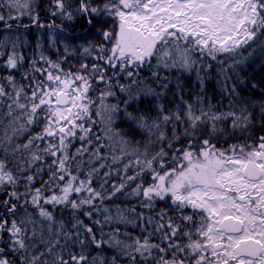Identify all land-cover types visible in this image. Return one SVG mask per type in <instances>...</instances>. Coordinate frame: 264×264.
<instances>
[{
    "label": "snow or ice",
    "instance_id": "obj_1",
    "mask_svg": "<svg viewBox=\"0 0 264 264\" xmlns=\"http://www.w3.org/2000/svg\"><path fill=\"white\" fill-rule=\"evenodd\" d=\"M37 7L0 0L63 33L0 41V264H264V0Z\"/></svg>",
    "mask_w": 264,
    "mask_h": 264
},
{
    "label": "trees",
    "instance_id": "obj_2",
    "mask_svg": "<svg viewBox=\"0 0 264 264\" xmlns=\"http://www.w3.org/2000/svg\"><path fill=\"white\" fill-rule=\"evenodd\" d=\"M39 2H40V5L38 4L37 11L39 13H41L42 15H44L45 12L48 10L49 2H48V0H40ZM44 4L47 5V9L42 11L40 9L41 8L40 6H42ZM45 15H48V14H45ZM53 19H55L56 23H60L61 22L60 19H58V18H52L51 20H53ZM24 21H26V23L29 22L28 20H25V19H24ZM65 24H66V28L69 29V30H74L75 34H80L81 36H83V35H85L87 33L88 35H91V33L88 32L87 23L85 21H83V20H78V21H76L74 23L65 22ZM30 28L26 29L28 31V33H31L33 31L31 29H35L34 26H33V28H31V29ZM4 31H6V30L3 29L2 33H4ZM48 31L50 32L51 30L48 29ZM59 35H63V33H59ZM34 41L36 43V39ZM58 45H59V48H61V49L63 48V43L62 42H58L57 46ZM31 47H32V49L30 50ZM44 47L45 48L47 47V42H45V41H44ZM24 52L25 53H30V55H33L34 53L37 52V49H35L33 47V45L31 44L28 48L25 49ZM46 52H49V49H46ZM55 53H56V51H55ZM50 55L54 56L55 59H56L57 55H55V54H50ZM81 58L82 57H80L79 55H77L76 58L75 57L71 58L69 61L65 62L64 67L68 68L70 65L78 66L79 61L81 60ZM262 65H264V60H262V57L259 54L255 55L254 58L250 61V66L246 68V72H247V78L251 82L258 83V84L261 83V82H264V66H262ZM210 87H215V84L212 83L210 85ZM256 95H257V99H258L259 96H258V94H256ZM225 103H226V101H225ZM108 203L111 204V202H108ZM116 203L117 204H121V206H124L125 204H130V203H133V202L132 201H127L126 202L123 199H121V200H117ZM55 214L58 217L63 216V218L65 220H67L68 217H69V213L67 211H64V212L57 211ZM120 227H121L122 230H124V226L123 225H120ZM128 230L132 231V229H128Z\"/></svg>",
    "mask_w": 264,
    "mask_h": 264
},
{
    "label": "rangeland",
    "instance_id": "obj_3",
    "mask_svg": "<svg viewBox=\"0 0 264 264\" xmlns=\"http://www.w3.org/2000/svg\"><path fill=\"white\" fill-rule=\"evenodd\" d=\"M39 1L40 0H37V3L40 5ZM48 2H49V0H48ZM40 7H41L40 9L42 11L47 9V5L46 4H44V5L40 6ZM45 14H48V15H45ZM45 14L42 15L40 13V22L45 24V25H47V24L51 23L52 17L49 16L48 10L45 12ZM25 20H27L26 17H25ZM24 23H26V21H24ZM12 24H13V27L11 29H8V28L5 27L3 22H0V41H4L5 37H7L9 41L15 40L17 37H19V42H18L19 43V49L18 50L21 51L22 53H24L26 57H31L33 55H30V53H25L24 52L25 49L28 48L31 44L33 45V47L35 49H37L36 45H37V42H39L40 45H41V50H43L46 55H49L51 58L55 59L54 56L50 55V54L57 55V53H55V48H53L51 46V40L52 39H58V36H59L58 30H51L49 32L47 27L41 29V28H38V27L34 26L35 29H31V28H33V26H32L31 28L30 27L29 28L31 30H33V31L31 33H28V31L26 29L22 28V27L21 28H17L15 26L16 25L15 21H13ZM57 24H59V23H57ZM3 29L6 30V31H4V33H2ZM35 39H36V43L34 41ZM44 41L47 42V47L46 48L44 47ZM56 47H59V45L58 46L56 45ZM31 49H32V47L30 48V50ZM46 49H49V52H46ZM16 79L18 81L21 80V76H20L19 73H17Z\"/></svg>",
    "mask_w": 264,
    "mask_h": 264
}]
</instances>
